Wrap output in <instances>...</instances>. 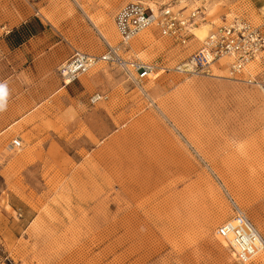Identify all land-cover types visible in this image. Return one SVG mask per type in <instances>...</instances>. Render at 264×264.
<instances>
[{
  "label": "rangeland",
  "instance_id": "1",
  "mask_svg": "<svg viewBox=\"0 0 264 264\" xmlns=\"http://www.w3.org/2000/svg\"><path fill=\"white\" fill-rule=\"evenodd\" d=\"M62 1L17 5L45 11L73 49L100 56L98 32L116 34L117 12L136 0H83L98 32ZM225 9L214 3L190 50L153 28L123 52L157 64L151 79L138 86L99 63L81 77L86 95L49 99L12 139H25L21 150L0 147V264H243L216 232L237 206L264 238V99L225 69L176 71L210 24L235 17ZM262 71L250 66L264 81Z\"/></svg>",
  "mask_w": 264,
  "mask_h": 264
},
{
  "label": "built area",
  "instance_id": "2",
  "mask_svg": "<svg viewBox=\"0 0 264 264\" xmlns=\"http://www.w3.org/2000/svg\"><path fill=\"white\" fill-rule=\"evenodd\" d=\"M209 0H169L154 9L141 0L131 1L122 6L114 18L116 31L120 37L119 47L104 42L106 50L100 56L75 52L60 68L65 85L74 83L88 74L99 63L119 67L125 76L140 86L151 79L159 66L136 59H125L122 52L128 51L130 43L151 28L182 47L196 37L194 29L206 22ZM264 53V31L244 17L224 20L221 26L209 31L201 41V46L176 68L178 73L191 76H210L214 69H225L227 78L258 90L264 99V81L258 75L248 73L252 63ZM106 97L97 95L92 102ZM11 151L23 148V141L16 138L11 143ZM236 216L217 229L218 237L228 241L238 260L247 264L261 248L259 235L253 224L235 206ZM232 234L233 240H229ZM234 244L240 248L236 251Z\"/></svg>",
  "mask_w": 264,
  "mask_h": 264
},
{
  "label": "crops",
  "instance_id": "3",
  "mask_svg": "<svg viewBox=\"0 0 264 264\" xmlns=\"http://www.w3.org/2000/svg\"><path fill=\"white\" fill-rule=\"evenodd\" d=\"M209 1L207 14L214 3H222L227 13L231 10V15L243 16L254 25L259 24L257 26L264 31V0ZM17 2L18 0H0V147L4 146L3 149L10 145L17 133L22 136L23 128L35 125L36 116L49 99L58 95L76 99L82 94H87L82 80L85 76L77 82L65 85L58 74L59 68L69 61L75 52L80 51L73 49L67 42L61 29L50 20L48 13L37 10L36 14L23 3L18 6ZM62 2L73 12H80L86 18L81 9L83 0ZM206 22H201L199 27L201 24L206 25ZM210 26L217 28L216 24ZM115 32L118 35L116 28ZM98 34L103 43L102 55L106 50L104 42L115 44L116 40H113L111 35L116 38V34L113 31L109 34L110 37L106 38L99 32ZM194 41L200 43L197 37H191L186 49L195 47ZM256 62H259L264 77V53L250 66Z\"/></svg>",
  "mask_w": 264,
  "mask_h": 264
},
{
  "label": "bare ground",
  "instance_id": "4",
  "mask_svg": "<svg viewBox=\"0 0 264 264\" xmlns=\"http://www.w3.org/2000/svg\"><path fill=\"white\" fill-rule=\"evenodd\" d=\"M87 1H88V0H87ZM80 3H81V2H80ZM90 3H91V2H90ZM88 6H89V2L87 3L86 1H83L82 4H81V9H82V11L84 12V14L86 15V17L90 20V22H91L94 26L97 27V21H95V18L89 14ZM151 7L154 9V11H156V6L151 5ZM97 28H98V27H97ZM198 28H199V26L196 27V28L194 29V31H193V33H194V35H195L196 37H197V35H196V31L198 30ZM152 29H153V28L147 30L146 32H144L143 34H141L140 37H139L138 39L132 41V47H133V49L139 48L140 46H142L143 43H146V42L152 41V40L154 39L153 33L151 32ZM98 31H99V30H98ZM99 33H100L103 37H105V38H106V37H110L108 32H107V33H104V32H102V31H99ZM199 34H200V38H201L202 35H201V33H199ZM207 35H208V34H207ZM207 35H205V37H206ZM205 37H203V39H204ZM197 39H198V37H197ZM201 41H202V40H201ZM224 75H225V74H224ZM220 77L223 78L224 76L221 75ZM240 211H241V210H240ZM241 212H242V211H241ZM242 214H243V213H242ZM256 231H257V234L260 236V237H259V243L261 244V248H260L259 251L256 253V255L253 257V259H255L256 257L264 256V238L262 237V235L259 233V231H258L257 229H256ZM219 238H220L221 240H223L224 243H225L226 245H228V241H227V240H225V239H223V238H221V237H219ZM233 239H234V238H233L232 234H230V235H229V240L231 241V240H233ZM234 247H235L236 251L240 252V248H239L236 244H234ZM253 259H252V260H253Z\"/></svg>",
  "mask_w": 264,
  "mask_h": 264
}]
</instances>
